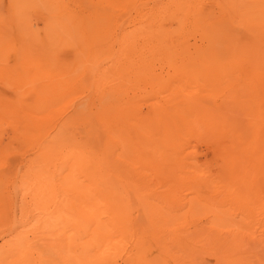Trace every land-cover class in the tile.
<instances>
[{"label": "rangeland", "instance_id": "374dc122", "mask_svg": "<svg viewBox=\"0 0 264 264\" xmlns=\"http://www.w3.org/2000/svg\"><path fill=\"white\" fill-rule=\"evenodd\" d=\"M0 135V264H264V0H0Z\"/></svg>", "mask_w": 264, "mask_h": 264}, {"label": "bare ground", "instance_id": "6f19581e", "mask_svg": "<svg viewBox=\"0 0 264 264\" xmlns=\"http://www.w3.org/2000/svg\"><path fill=\"white\" fill-rule=\"evenodd\" d=\"M233 19H234V18H233ZM234 20H235V19H234ZM56 96H57V95H56ZM56 96H55V97H56ZM52 97H53V96H52ZM55 97H54V98H55ZM57 97H58V99H55V101H57V100L61 101L60 99L63 98V96H62V98H59V96H57ZM41 98H42V97H41ZM44 98H45V97H44ZM48 98H49V97H48ZM48 98H47V99H43V98H42V99H43V102H47V101H49V100L51 99V98H49V100H48ZM54 98H53V99H54ZM39 100H40V99H39ZM105 100H106V99H105ZM108 100H109V99H108ZM108 100L106 101V103H108ZM41 101H42V100H41ZM41 101H39V102H41ZM55 101H54V102H55ZM59 101L55 102V104L58 103ZM39 102L36 101V103H38V104H39ZM34 103H35V101H34ZM36 103H35V105H36ZM41 103H42V102H41ZM49 103H50V101L48 102V104L46 103L47 105H45V104H44V105H45V106H48V105L51 106V104H52L53 102H51L50 104H49ZM79 103H80V102H79ZM104 103H105V102H104V100H103V105H104ZM38 104H37V105H38ZM42 104H43V103H42ZM55 104H53V105H55ZM81 104H82V102H81ZM99 104H100V103H99ZM99 104H98V105H99ZM108 104H109V103H108ZM79 105H80V104H79ZM83 105H84V104L80 105L81 108H82ZM98 105H97V106H98ZM101 105H102V104H101ZM103 105H102V107H103ZM38 106H39V105H38ZM42 106H43V105H42ZM45 106H43L44 109H46ZM80 106H77V108L79 109ZM86 106H87V105H86ZM36 107H37V106H35V108H36ZM52 107H53V106H52ZM88 107H89V106H88ZM90 107H91V106H90ZM9 108H10V107H9ZM19 108H21V106H20ZM22 108H23V107H22ZM35 108H34V109H35ZM75 108H76V107H75ZM77 108H76V109H77ZM83 108H85V106H83ZM83 108H82V109H83ZM86 108H87V107H86ZM96 108H99V107H96ZM34 109H33V110H34ZM38 109H39V107H38ZM76 109H74V110H76ZM78 109H77V110H78ZM82 109H81V110H82ZM101 109H102V108H101ZM54 110H55V109H54ZM54 110H53V111H54ZM83 110H84V109H83ZM107 110H108V107H107ZM19 111H21V109H20ZM19 111H18V113H19ZM26 111H27V110H25L24 112H26ZM51 111H52V110H51ZM102 111H103V110H102ZM109 111H113V109H112V110L110 109V110H108L107 112H109ZM29 112H30V111H29ZM29 112H28V115L30 114ZM39 112H40V111H39ZM41 112H42V111H41ZM81 112H82V111H81ZM105 112H106V111H105ZM107 112H106V114H107ZM34 113H35V112H34ZM36 113H38V112H36ZM47 113H48V116H49V111H47ZM50 113H51V112H50ZM98 113H99V112H98ZM44 114H45V113H44ZM51 114H52V113H51ZM26 115H27V114H26ZM45 115H46V114H45ZM97 115H98V114H97ZM108 115H109V113H108ZM108 115H107V116H108ZM111 115H112V114H111ZM113 115H114V114H113ZM113 115H112V117L110 118L111 120H113ZM22 116H23V114H22ZM79 116H80V115H79ZM79 116H78V117H79ZM100 116H101V115H100ZM100 116H98V117L100 118ZM114 116H115V115H114ZM15 117L17 118V116H15ZM32 117H34V116H32ZM39 117H40V116H39ZM39 117L37 116V118H39ZM41 117H42V116H41ZM96 117H97V116H96ZM16 118H15V119H16ZM19 118H20V117H19ZM19 118H17V119L19 120ZM29 118H30V116H29ZM79 118H80V117H79ZM104 118H105V117H104ZM22 119H23V118H22ZM105 119H106V118H105ZM114 119H115V118H114ZM20 120H21V119H20ZM20 120H19V122H20ZM30 120H31V119H30ZM30 120H29V121H30ZM33 120H34V119H33ZM35 120H36V119H35ZM39 120H40V119H39ZM103 120H104V119H103ZM41 121H42V120H41ZM100 121H101V120H100ZM107 121H108V120H107ZM107 121H106V122H107ZM113 121H114V120H113ZM16 122H17V121H16ZM31 122H32V121H30V124L32 125L34 122H33V123H31ZM108 122H109V121H108ZM110 122H111V121H110ZM110 122H109V123H110ZM20 123H22V122H20ZM36 123H37V122H36ZM102 123H103V122H102ZM114 123H115V121H114ZM115 124H116V123H115ZM20 125H21V124H20ZM34 125H35V123H34ZM104 125H105V124H104ZM61 126H62V125H61ZM61 126H60V127H61ZM30 127H31V126H30ZM109 127H111V126L109 125ZM112 127H113V125H112ZM90 128H92V127H90ZM116 128H117V127H116ZM29 129H31V128H29ZM32 129H33V128H32ZM32 129H31V130H32ZM99 129H100V128H99ZM111 130H112V129H111ZM111 130H110V131H111ZM43 131H44V130H43ZM57 131H58V130H57ZM59 131H60V130H59ZM62 131H63V129L61 130V132H62ZM101 131H102V130H101ZM48 132H49V131H48ZM48 132H47V133H48ZM64 132H65V131H64ZM52 133H54V131H53ZM59 133H60V132H59ZM59 133H58V134H59ZM65 133H66V132H65ZM96 133H97V132H96V130H95V134H96ZM112 133H113V130H112ZM30 134H31V132H30ZM39 134H40V133H39ZM39 134H38V135H39ZM59 135H60V134H59ZM64 135H65V134H64ZM0 136H1V135H0ZM100 136H101V135H100ZM120 136H121V135H120ZM47 137H48V135H47ZM28 138H29V135H28ZM31 138H32V137H31ZM48 138H49V137H48ZM51 138H52V137H51ZM115 139H116V138H115ZM0 140H1V137H0ZM33 140H34V139H32V142H33ZM87 140H88V139H87ZM92 140H93V139H92ZM94 140H95V139H94ZM108 140H109V139H108ZM111 140H112V139H111ZM46 141H47V140H46ZM46 141H43V142H46ZM95 141H96V140H95ZM99 141H100V140H99ZM123 141H124V140H123ZM1 142H2V141H1ZM34 142H35V141H34ZM48 142H49V141H48ZM48 142H47V143H48ZM111 142H112V141H111ZM87 143H88V142H87ZM113 143H114V141H113ZM43 144H45V143H43ZM49 144H50V143H49ZM53 144H54V143H53ZM63 144H64V143H63ZM89 144H90V143H89ZM106 144H107V143H106ZM0 145H1V144H0ZM8 145H9V144H8ZM8 145H7V146H8ZM58 145H59V143H58ZM114 145H116V144H113L112 147H114ZM124 145H125V144H124ZM90 146H91V145H90ZM97 146H98V145H97ZM109 146H110V143H109ZM1 147H2V146H1ZM1 147H0V148H1ZM3 147L5 148L6 146H3ZM3 147L1 148V150L4 149ZM50 147H51V146H50ZM105 147H106V146H104V148H105ZM112 147H110V148H112ZM115 147H116V146H115ZM43 148H46V145H45V147H43ZM43 148H42V151H43ZM47 148H49V147L47 146ZM94 148L96 149V147H94ZM104 148H103V149H104ZM6 149H7V148H6ZM113 149H114V148H113ZM115 149H116V148H115ZM115 149H114V150H115ZM48 150H49V149H48ZM99 150H100V149H99ZM42 151H41V152H42ZM89 151H90V150H89ZM89 151H88V153H90ZM93 151H94V150H93ZM95 151H96V150H95ZM95 151H94V152H95ZM105 151H106V150H105ZM111 151H112V150H111ZM41 152H40V150H39V153H41ZM83 152H84V151H83ZM99 152H101V151H99ZM113 152H114V151H113ZM43 153H45V151H44ZM43 153L41 154V156L44 155ZM110 153H112V152H110ZM110 153H109V154H110ZM46 154H47V157H48L49 155H48L47 152H46ZM51 154H52V153H51ZM90 154H91V153H90ZM100 154H101V153H100ZM113 154H114V153H113ZM39 155H40V154H39ZM86 155H87V154H86ZM86 155H85V156H86ZM71 156H73V155H71ZM47 157H46V158H47ZM34 158H35V157H34ZM38 158H40V157L38 156ZM42 158H43V157H42ZM44 158H45V157H44ZM91 158H92V157H91ZM109 158H110V157H109ZM109 158H108V161H109ZM115 158H116V156H115ZM92 159H93V158H92ZM102 159H103V158H102ZM37 161H38V159H36V161H34V162H37ZM45 161H46V159H45ZM104 161H105V159H104ZM106 161H107V159H106ZM116 161H117V159H116ZM52 162H53V161H52ZM70 162H71V161H70ZM101 162H102V161H101ZM112 162H114V161H112ZM39 163H40V162H39ZM42 163H43V162H42ZM54 163H55V162H54ZM97 163H98V162H97ZM30 164L32 165L33 163H31V161H30ZM51 164H53V163H51ZM67 164H68V163H66V165H67ZM72 164H73V163L71 162V166H72ZM110 164H111V163H110ZM114 164H115V162H114ZM116 164H117V163H116ZM31 165H30V168H31ZM38 165H39V164H38ZM38 165H37V168H38V167H41V163H40V166H38ZM45 165H46V164H45ZM47 165H48V162H47ZM47 165H46V166H47ZM66 165H63V166H66ZM33 166H35V164H33ZM42 166L44 167V164H43ZM111 166H112V165H111ZM115 166H116V165H115ZM28 167H29V166H27V168H28ZM43 167H41V168H43ZM47 167H48V166H47ZM51 167H52V166H51ZM72 167H73V166H72ZM98 167H99V165H98ZM101 167H102V166H101ZM104 167H105V166H104ZM116 167H117V166H116ZM116 167H115V168H116ZM33 168H34V167H33ZM35 168H36V167H35ZM35 168H34V169H35ZM41 168H40V169H41ZM69 168H70V167H69ZM115 168H114V169H115ZM38 169H39V168H38ZM62 169H63V168H62ZM62 169L59 168L58 170H62ZM65 169H66V167H65ZM98 169H100V168H98ZM118 169H119V168H118ZM31 170H32V172L34 173L33 169H31ZM36 170H37V169H36ZM43 170H45V167L43 168ZM43 170H42V171H43ZM50 170H54V169H50ZM72 170H73V169H72ZM108 170H109V169H108ZM28 171H29V169H28ZM38 171H39V170H37V171L35 172V176H36V173H37ZM40 171H41V170H40ZM40 171H39V172H40ZM42 171H41V172H42ZM48 171H49V170H48ZM64 171H65V170H64ZM64 171H63V172H64ZM97 171H98V170H97ZM109 171H111V170H109ZM17 172H18V171H17ZM24 172H26V171H24ZM24 172H23V173H24ZM41 172H40V174H41ZM46 172H47V171H46ZM72 172H73V171H72ZM99 172H100V171H99ZM116 172H117V171H115V173H116ZM49 173L51 174V172H48V174H49ZM60 173H61V172H60ZM75 173H76V172H75ZM108 173H109V172H108ZM38 174H39V173H38ZM48 174H46V175H48ZM53 174H54V173H53ZM61 174H62V173H61ZM63 174H64V173H63ZM69 174H70V173H69ZM100 174H101V173H100ZM112 174H113V173H112ZM112 174H111V175H112ZM22 175H23V174H22ZM26 175H28V174L26 173ZM72 175H73V173H72ZM80 175H81V174H80ZM23 176H25V173H24ZM23 176H21V177H23ZM31 176H32V174L30 175V177H31ZM48 176H49V175H48ZM48 176H47V177H48ZM73 176H74V175H73ZM75 176H76V174H75ZM77 176H78V175H77ZM83 176H84V175H83ZM99 176H100V175H99ZM114 176H115V174H114ZM25 177H26V176H25ZM25 177H23V178L25 179ZM40 177H41V176H40ZM100 177H101V176H100ZM23 178H22V180H21V184H22L23 181H26V182H24L25 184L29 183V182H27V181L30 179L29 176H28V178L26 177V178H27L26 180H24ZM36 178H37V177H36ZM73 178H74V177H73ZM75 178H76V177H75ZM64 179H66V176H65ZM79 179H80V178H79ZM81 179H82V178H81ZM39 180H40V178H39ZM66 180H67V179H66ZM76 180H77V178H76ZM76 180H75V182H76ZM82 180H83V179H82ZM29 181H30V180H29ZM40 181H41V180H40ZM43 181H44V180H43ZM78 181H81V180H78ZM78 181H77V182H78ZM84 181H85V180H84ZM89 181H90V180H89ZM99 181H100V180H99ZM41 182H42V181H41ZM44 182H45V181H44ZM72 182H73V181H72ZM77 182H76V183H77ZM82 182H83V181H82ZM82 182H80V183H82ZM85 182H86V181H85ZM100 182H101V181H100ZM37 183H39L38 178H37ZM42 183H43V182H42ZM42 183H41V184H42ZM91 183H92V182H91ZM25 184H23V185H25ZM41 184H40V185H41ZM45 184H46V182H45ZM89 184H90V183H89ZM92 184H93V183H92ZM37 185L40 186L39 184H37ZM77 185H79V184H77ZM80 185H81V184H80ZM86 185H88V184H86ZM86 185H84V187L87 188L86 190H88L89 187H87ZM43 186H44V184H43ZM92 186H93V185H91L90 188H92ZM94 186H95V185H94ZM40 187H41V186H40ZM73 187H74V186H73ZM79 187H80V186H79ZM81 187H82V185H81ZM38 188H39V187H38ZM42 188H43V187H42ZM42 188H41V189H42ZM96 188L98 189V187H95V188H94L95 191H97ZM39 190H40V188H39ZM75 190H76V189H75ZM94 190H93V188L91 189L92 192H93ZM101 190H102V189H101ZM44 191H45V190H44ZM80 191H81V189H80ZM91 191H90V192H91ZM98 191H99V189H98ZM118 210H119V209H118ZM116 212H117V211H116ZM115 214H116V213H115ZM118 214H119V213H118ZM115 216H116V215H115ZM116 220H117V221H120L119 219H116ZM117 224H118V223H117ZM119 224H120V223H119ZM118 228L122 229V226H121V225H118ZM14 238L16 239V237H14ZM18 240H19V239H18Z\"/></svg>", "mask_w": 264, "mask_h": 264}]
</instances>
